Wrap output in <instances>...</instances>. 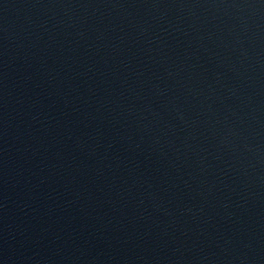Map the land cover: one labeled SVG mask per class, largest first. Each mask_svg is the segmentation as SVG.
I'll return each mask as SVG.
<instances>
[{
    "label": "water",
    "instance_id": "1",
    "mask_svg": "<svg viewBox=\"0 0 264 264\" xmlns=\"http://www.w3.org/2000/svg\"><path fill=\"white\" fill-rule=\"evenodd\" d=\"M0 264H264V0H0Z\"/></svg>",
    "mask_w": 264,
    "mask_h": 264
}]
</instances>
